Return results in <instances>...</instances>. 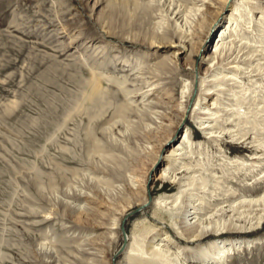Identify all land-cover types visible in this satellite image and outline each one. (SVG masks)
I'll return each mask as SVG.
<instances>
[{
  "label": "rangeland",
  "instance_id": "obj_1",
  "mask_svg": "<svg viewBox=\"0 0 264 264\" xmlns=\"http://www.w3.org/2000/svg\"><path fill=\"white\" fill-rule=\"evenodd\" d=\"M247 2L256 19L242 27L248 39L242 41L246 45L239 60L251 64L246 67L253 72L241 75L239 85H230L250 92L212 97L223 105L215 121L216 130L224 132L221 138L207 139L193 118L185 122L194 139L209 145L188 159L207 177V188L198 181L194 192L209 215L216 213L214 205L228 199L229 187L243 192L254 186L257 194L264 186V69L256 68L264 51H252L264 38V0ZM201 4L202 0H0V264H113L123 236L121 230L106 227L146 202V177L157 154L162 151L164 157L175 145L170 146L183 115L180 92L184 80L194 77L184 60L186 71L173 74L160 68V56L168 49L156 48L154 37L167 35L178 42L174 10L189 14ZM205 4L203 14L209 7ZM230 12L231 7L224 17ZM199 60L196 55L191 63L198 65ZM92 77L99 83L95 104L84 100L85 94L94 93L87 84ZM225 155L248 159L254 168L225 167ZM162 161L149 174L157 170L153 199L179 188L155 180ZM184 171L180 176H189ZM231 214L228 210L223 217ZM173 220L171 212L154 207L141 211L127 222L128 239L146 235L149 227L170 232L187 248L216 238L188 242L172 226ZM219 238L262 239L264 222L254 232ZM126 251L127 247L116 264H129ZM187 255L192 257L191 252ZM229 264H264V243L237 251Z\"/></svg>",
  "mask_w": 264,
  "mask_h": 264
},
{
  "label": "bare ground",
  "instance_id": "obj_2",
  "mask_svg": "<svg viewBox=\"0 0 264 264\" xmlns=\"http://www.w3.org/2000/svg\"><path fill=\"white\" fill-rule=\"evenodd\" d=\"M202 2L203 4L197 6V8L192 10L189 14H184L180 9L174 10L176 23L178 25V31L176 32L179 39L178 42L174 41V37L169 38L167 35L161 36V38L154 37L155 42L153 44H155L154 46H156V48L164 47L168 49V51L163 52L160 56L161 59H163L162 63L160 62V68H166L174 74L184 69L181 65L182 60H184L189 64L187 70L192 72L194 77L192 81L184 80L180 92V108L183 115L178 124L177 131L183 127L181 137L172 149L168 151L166 156L161 157L162 151L157 154L152 167L153 169L160 163V160H163L162 162L164 164L157 173L155 180L169 181L177 184L179 186L178 191L172 194H164L153 199L152 202H149V193L152 195L154 189L149 177L150 171H152L151 169L146 177L144 185L146 202L143 203L141 207L143 208L142 211H147L154 207L159 211L171 212L172 217H174L172 226L175 227L180 237L186 239L188 242H198L209 236H215L216 238L210 240L206 244L202 243L197 248H187L175 240L170 232H161L149 227L146 228V235H139V237L137 235H131V237H129L126 251V256L129 257V264H229L230 256L234 255L237 251L264 243V238H219L225 234L249 233L262 228L264 222V186L261 192L257 194L253 193L256 189L254 186L253 189H248L250 191L244 189L245 191L243 192L229 187L230 195L228 194V199H224L221 203L214 205L216 213L213 212V214L210 215L208 212H205V202L197 198L199 194H196L197 197H195V192L197 191L196 186L199 184L198 181H201V186L205 188L207 186L205 178L207 177L199 175L196 167L192 165L191 161L188 162V159L191 160L197 154H202L203 149L208 148L209 145L207 142L194 139L192 128L189 126L185 127L186 118L190 117L191 119L193 118V120L195 119L197 127L204 133L207 139L214 141L216 137L221 138L224 132L222 129L218 132V130H216L217 124L215 123L217 122L218 113H220L218 109L223 105L219 99H213V101L211 99L215 95L223 93L229 94V92L233 93L235 96L239 93V95H241L242 93L244 96L247 94V91H249L250 88L245 86L241 87V90L238 91L235 87H232L230 83L232 84V82H235L239 85V83H242V80L240 81L241 75H249L253 72V70L248 68L251 64H242L239 60V54L244 48V45H246L243 44L242 41L248 39L243 33L242 27L245 24L250 25L255 23L256 19L253 11L254 9L250 8L247 0H202ZM206 2H208L209 7L203 14L201 13L203 10L201 6H205ZM229 7H231V12L224 17V13ZM261 19H257V23L261 24ZM212 34H215L216 37L213 45L208 49V40ZM157 39L161 40L157 41ZM166 39L169 40L167 41ZM237 39H239V41H237ZM254 45L252 51L262 54L264 51V38L261 39L258 44ZM196 55L200 57L198 65L197 62L191 63ZM260 60H263V62L259 61V63L256 64V68L263 70L264 59ZM204 65H207V68L203 69ZM246 65L248 67H246ZM184 70L186 71V69ZM87 84L90 88H93L94 93L85 94L84 100L91 104H95L97 98L94 94L97 92V88H99V83L92 77ZM195 86L198 87L196 90H194ZM193 97L194 100H196L195 104ZM192 100L194 104L193 111L191 115L186 116L188 109L190 111L193 106L192 104L190 107ZM81 108L82 103L76 111L81 110ZM238 136V134H233L232 137L234 139H239ZM167 140L163 144L161 150H163L165 144L171 140V137L167 138ZM222 157L223 166L225 167L243 168L242 171L244 169L252 170L254 168V164H251L248 159L241 157L232 159L227 155ZM184 170L189 171H187L189 176H180L181 172ZM247 179L248 181L251 180L249 178ZM256 184L258 183L256 182ZM194 190L196 191L194 192ZM77 200L82 201V198L79 196ZM228 210L232 212V214L228 217H223ZM128 214L129 212L122 214L119 219H115L114 223L111 224L113 227H106V229L108 231L121 230L124 217ZM180 219H182V221ZM96 227L102 226L96 225ZM151 234H153L152 237L147 241V238L150 237ZM188 252L192 253V257L189 259L187 255Z\"/></svg>",
  "mask_w": 264,
  "mask_h": 264
},
{
  "label": "water",
  "instance_id": "obj_3",
  "mask_svg": "<svg viewBox=\"0 0 264 264\" xmlns=\"http://www.w3.org/2000/svg\"><path fill=\"white\" fill-rule=\"evenodd\" d=\"M215 37H216V36L214 35V36L210 39V41H209V46H211V45L213 44V41L215 40ZM194 96H195V94H194ZM193 100H194V97H193ZM193 100L191 101L190 107H191L192 104H193ZM182 131H183V127L180 128V130L178 131L176 137H175L174 140L171 142L170 146L173 145V144H175V143H177V142L179 141V139H180V137H181V134H182ZM170 146H168V147H170ZM166 152H167V149H165V150L163 151L162 156H164V155L166 154ZM156 171H157V170H156ZM156 171H154L153 173H151V176H150V181H151V182H153V179H154L153 177H154V174L156 173ZM152 200H153V196L149 193V202H152ZM142 210H143V208L140 207V208H138V209H136V210L131 211L127 216L124 217V220H123L122 225H121V233H122V236H123V244H122V246L120 247L119 251H118V252L114 255V257L112 258V263H113V264H116V261H117L118 256L121 255V254L125 251V249H126V247H127V242H128L127 222H128V220H129L132 216H134L135 214L141 212Z\"/></svg>",
  "mask_w": 264,
  "mask_h": 264
}]
</instances>
